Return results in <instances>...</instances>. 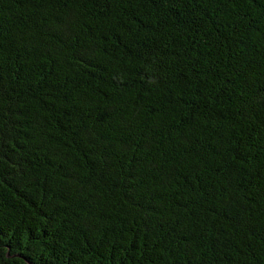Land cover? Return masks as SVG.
Wrapping results in <instances>:
<instances>
[{"label":"trees","instance_id":"1","mask_svg":"<svg viewBox=\"0 0 264 264\" xmlns=\"http://www.w3.org/2000/svg\"><path fill=\"white\" fill-rule=\"evenodd\" d=\"M264 264V0H0V264Z\"/></svg>","mask_w":264,"mask_h":264},{"label":"water","instance_id":"2","mask_svg":"<svg viewBox=\"0 0 264 264\" xmlns=\"http://www.w3.org/2000/svg\"><path fill=\"white\" fill-rule=\"evenodd\" d=\"M29 264V263H28Z\"/></svg>","mask_w":264,"mask_h":264}]
</instances>
